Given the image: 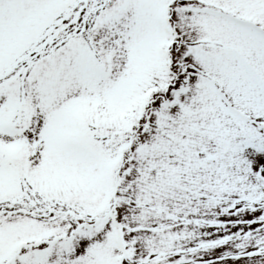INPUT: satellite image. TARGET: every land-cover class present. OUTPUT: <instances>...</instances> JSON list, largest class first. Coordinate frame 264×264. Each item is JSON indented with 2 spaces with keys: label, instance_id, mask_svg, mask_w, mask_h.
<instances>
[{
  "label": "snow or ice",
  "instance_id": "1",
  "mask_svg": "<svg viewBox=\"0 0 264 264\" xmlns=\"http://www.w3.org/2000/svg\"><path fill=\"white\" fill-rule=\"evenodd\" d=\"M0 264H264V0H0Z\"/></svg>",
  "mask_w": 264,
  "mask_h": 264
}]
</instances>
